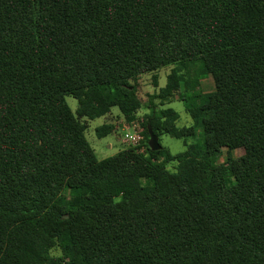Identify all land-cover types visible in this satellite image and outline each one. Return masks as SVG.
<instances>
[{
  "label": "trees",
  "instance_id": "16d2710c",
  "mask_svg": "<svg viewBox=\"0 0 264 264\" xmlns=\"http://www.w3.org/2000/svg\"><path fill=\"white\" fill-rule=\"evenodd\" d=\"M166 66L150 100L197 135L150 102L147 143L98 160L87 122H131ZM0 264H264V0H0Z\"/></svg>",
  "mask_w": 264,
  "mask_h": 264
},
{
  "label": "rangeland",
  "instance_id": "374dc122",
  "mask_svg": "<svg viewBox=\"0 0 264 264\" xmlns=\"http://www.w3.org/2000/svg\"><path fill=\"white\" fill-rule=\"evenodd\" d=\"M172 66H166L159 69L157 72H154L157 75V86H154L153 75L154 73H147L141 75L136 82L138 89V96L143 102V105H147L151 102V105L156 106L157 110H165L168 108L173 109L178 113V120L175 122L178 128H186L187 133L192 135H197V129L193 126L192 112L189 113L185 110L183 103L178 100L177 94L171 95L166 99L154 98L150 100V95H158L160 89L165 87L168 74L171 72ZM192 80V79H190ZM191 83H194L192 81ZM196 89L203 94H210L213 90L212 80L210 78L200 77L197 80ZM65 100L70 107L71 111L74 113L78 106L77 100L71 96H66ZM150 106L148 108H142L136 114L135 119L131 122L126 121L123 116L120 114L117 108H112L108 111L103 117L96 118L87 122V129L85 130V136L87 141L93 148L95 155L98 160H103L110 156H113L117 152L127 147H134L135 145H144L147 143L145 136L143 135L140 122L143 117L149 113ZM102 125H111L113 131L106 137L98 138L96 135V129ZM131 127H136V133L140 139L133 145H128L125 141L124 134L127 132V129H132ZM131 131V130H129ZM135 134V133H133ZM194 139L189 138L188 142H192ZM161 146L165 149H168L171 154H177L183 152L186 149V146L183 143L182 139H177L170 137L168 135H162L159 138ZM145 151V147L141 149ZM225 152V151H223ZM225 153L221 157V161H225ZM236 156L241 154V151H236ZM176 164L171 162L167 165L169 170L173 171ZM54 255H57L55 252Z\"/></svg>",
  "mask_w": 264,
  "mask_h": 264
},
{
  "label": "built area",
  "instance_id": "2783aa9c",
  "mask_svg": "<svg viewBox=\"0 0 264 264\" xmlns=\"http://www.w3.org/2000/svg\"><path fill=\"white\" fill-rule=\"evenodd\" d=\"M131 128L132 129H129L131 131L127 129V132L124 134L125 141L127 142L128 145H133L140 139V137L136 133V130H135L136 127L135 128L131 127Z\"/></svg>",
  "mask_w": 264,
  "mask_h": 264
},
{
  "label": "water",
  "instance_id": "95a60500",
  "mask_svg": "<svg viewBox=\"0 0 264 264\" xmlns=\"http://www.w3.org/2000/svg\"><path fill=\"white\" fill-rule=\"evenodd\" d=\"M149 141H148V145H149V148L152 150V151H157L160 149V144L158 142V138L152 133V132H149Z\"/></svg>",
  "mask_w": 264,
  "mask_h": 264
}]
</instances>
